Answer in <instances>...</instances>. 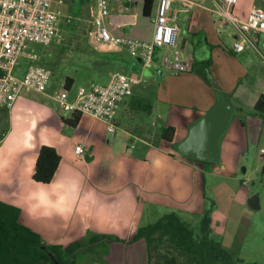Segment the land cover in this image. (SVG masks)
<instances>
[{
	"label": "crops",
	"instance_id": "0c3cea01",
	"mask_svg": "<svg viewBox=\"0 0 264 264\" xmlns=\"http://www.w3.org/2000/svg\"><path fill=\"white\" fill-rule=\"evenodd\" d=\"M86 2L93 4V9L89 6L91 19L95 4L92 0ZM198 2L199 6L190 12L177 14V48L188 58L190 69L200 70L208 61L211 68L219 64L222 80L215 82L225 95L234 90L239 80L232 95L239 103L229 101L236 109L240 105L246 109L241 107L229 125L234 119L243 118L241 129L249 126L254 129L252 133L260 136L264 119L249 109L264 87V59L252 50L234 53L223 47L220 36L230 27L220 28L211 12L210 0ZM154 4L153 0L151 9ZM143 6L144 0L111 3L105 19L107 29L116 36L150 41L152 10L144 15ZM253 7L264 10V0H237L233 14L243 20ZM179 8L178 3L172 4L174 11ZM233 33V29L228 31L231 39ZM256 41L262 45L264 34ZM105 51L108 53L100 51L97 63H115L123 71L114 73L141 79L151 73L161 83L155 85L153 95H148L147 88L141 89L140 94L133 91L143 79L132 86V95L116 110L113 133L100 120L84 114H80L75 127L68 126L65 120L72 113L61 114L53 105L52 95L46 92L31 100L21 96L22 91L9 108H0V202L17 208L18 223L39 235L47 245L65 248L92 235L128 241L139 226L167 212L196 217L206 207L205 174L213 171V164L185 159L175 148L187 136L190 126L214 107L217 93L190 70L174 74L161 69L158 62L143 67L124 49L112 47ZM72 85L68 88L69 101L76 93L70 95ZM135 99L150 101L149 115L155 109V119H145L148 115L137 112ZM119 111H124L121 119L116 117ZM156 120L174 128L171 143L159 139ZM41 146L54 148L60 157L48 184L32 179ZM77 147L83 149V155L75 153ZM211 225L214 229L213 222ZM92 249V259L81 255L74 264H146L142 243L95 242ZM95 249L104 254L103 260L94 261Z\"/></svg>",
	"mask_w": 264,
	"mask_h": 264
},
{
	"label": "built area",
	"instance_id": "2783aa9c",
	"mask_svg": "<svg viewBox=\"0 0 264 264\" xmlns=\"http://www.w3.org/2000/svg\"><path fill=\"white\" fill-rule=\"evenodd\" d=\"M95 13L89 21L87 37L94 46H108L124 49L140 61L143 67L158 62L161 69L174 74L186 73L190 62L177 48L179 27L177 14L190 12L199 6L198 0H154L152 14L149 17L153 27L150 41H139L110 33L105 25L111 3L120 0H92ZM122 1V0H121ZM135 1V0H123ZM212 14L221 26L233 29L231 50L243 53L252 50L264 59L256 38L264 34V10L253 7L243 20H239L233 10L237 0H210ZM178 3V11L172 9ZM57 4H62L61 0ZM63 14L53 8L52 0H0V108H9L23 90L45 93L51 78V71L36 64L34 53H25L26 44L49 46L58 37ZM264 49V43L261 45ZM164 50L157 57V52ZM20 56L29 64L21 69ZM140 78L122 73L110 75L105 85L90 83L77 89L74 98L69 101L68 90L62 88L52 95L56 108L64 113H78L94 117L106 126L108 132L115 131L114 117L119 105L132 95V86L139 84ZM261 93L264 95V87ZM77 155H83V149H75ZM264 155V149L260 150Z\"/></svg>",
	"mask_w": 264,
	"mask_h": 264
},
{
	"label": "rangeland",
	"instance_id": "374dc122",
	"mask_svg": "<svg viewBox=\"0 0 264 264\" xmlns=\"http://www.w3.org/2000/svg\"><path fill=\"white\" fill-rule=\"evenodd\" d=\"M57 1L52 0L53 8L59 9L63 14L57 39L49 46L26 44L24 50L25 53H34L38 58L36 64H41L51 71L46 93L53 95L62 88L66 77L73 80L70 92V95H73L81 86L90 83L105 85L111 74L116 71L123 72L115 63H97L96 58L102 54L100 51L107 54L105 50H112V47L94 46L87 37L89 6L93 9L92 2L61 0L62 4H57ZM230 28L223 30L221 40L219 39L223 47L228 49H231L232 42L228 35V31L232 29ZM262 41L263 39L260 40ZM161 53H164L163 49L157 52V57ZM18 64L24 69L29 61L20 56ZM209 67L207 74L216 84V80H222L219 64L217 68H211L212 65ZM230 73L234 75V71L231 70ZM142 79L141 84L135 86L133 91L140 94L141 89L147 88L148 95H153L157 90L155 85L160 83L157 82L156 75L146 73ZM152 81L153 84H150ZM238 82L239 80L235 82V86ZM22 95L37 100L40 94L23 90ZM53 105L56 108L54 102ZM153 110L154 112L145 119H155L156 110ZM122 114L124 111H119L116 117L121 119ZM244 123L243 118L234 119L220 140V161L212 165V172L205 174V209L211 202L214 203L211 211L214 228L212 236L219 239L232 256L239 257L244 263L264 264V155L260 153V150L264 149V132L261 129L262 135L258 136L255 131L252 133L254 129L249 126L245 130L241 129ZM252 196L258 200L256 210L246 206L247 199ZM181 219L190 225L198 222V217L195 216L181 215ZM97 251L100 250L95 249L94 261L103 260L104 254L101 255ZM86 258L92 259L90 256ZM63 262L66 263V259Z\"/></svg>",
	"mask_w": 264,
	"mask_h": 264
},
{
	"label": "trees",
	"instance_id": "16d2710c",
	"mask_svg": "<svg viewBox=\"0 0 264 264\" xmlns=\"http://www.w3.org/2000/svg\"><path fill=\"white\" fill-rule=\"evenodd\" d=\"M86 0H82L85 2ZM153 0H144L143 12L147 15ZM209 61L200 70L189 69L195 72L216 93L220 92L216 84L207 74ZM41 65V64H39ZM43 66V65H41ZM72 85V79L66 78L64 89ZM239 85L237 83L234 90ZM234 90L226 95L228 100L233 99ZM234 102L239 103L237 99ZM137 112L149 115L151 103L145 99L133 101ZM243 107V105H240ZM238 108V110H241ZM252 114L264 119V95L257 97L254 105L249 109ZM80 114L72 113L65 120L70 127H75ZM158 124L159 139L171 143L174 128L165 126L161 121ZM60 162L55 149L41 146L37 152L32 179L39 184L51 182ZM198 162V161H194ZM207 164L206 162H198ZM214 203L197 215L198 222L190 225L182 221L176 212H167L153 222L139 226L128 241H119L105 235H92L80 242H74L67 247L47 245L39 235L18 223L19 210L0 202V264H74L81 255H92L95 242H117L127 244L142 243L144 246L146 264H255L244 263L239 257H234L224 247L219 239L213 238L211 211ZM52 256L53 259L50 258ZM66 259V263H64ZM54 260V261H53Z\"/></svg>",
	"mask_w": 264,
	"mask_h": 264
},
{
	"label": "water",
	"instance_id": "95a60500",
	"mask_svg": "<svg viewBox=\"0 0 264 264\" xmlns=\"http://www.w3.org/2000/svg\"><path fill=\"white\" fill-rule=\"evenodd\" d=\"M238 112L239 110L231 104L224 93L217 92L214 107L190 126L187 136L176 145V152L188 160L218 163L220 139L231 119ZM246 206L252 210L258 209L257 197H249ZM50 258L53 259L52 256ZM54 263L57 264L55 261Z\"/></svg>",
	"mask_w": 264,
	"mask_h": 264
}]
</instances>
